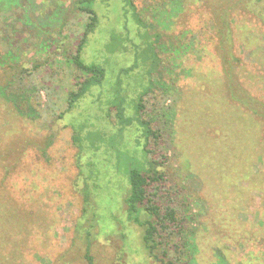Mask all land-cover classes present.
Masks as SVG:
<instances>
[{"label": "rangeland", "instance_id": "obj_1", "mask_svg": "<svg viewBox=\"0 0 264 264\" xmlns=\"http://www.w3.org/2000/svg\"><path fill=\"white\" fill-rule=\"evenodd\" d=\"M46 1L69 9L72 0ZM172 1L134 0L162 36L161 76L141 36L111 39L122 0H97L99 26L82 58L105 62L104 80L63 121L28 123L2 108L0 264H86L87 247L93 264H134L125 241L138 229L124 221L122 200L129 168L147 164L135 112L153 81L145 118L164 122L171 147L160 143L155 153L165 185L189 201L197 264H264V27L238 0ZM52 40L38 36L33 48L49 55ZM65 124L85 125L97 148L79 161Z\"/></svg>", "mask_w": 264, "mask_h": 264}, {"label": "trees", "instance_id": "obj_2", "mask_svg": "<svg viewBox=\"0 0 264 264\" xmlns=\"http://www.w3.org/2000/svg\"><path fill=\"white\" fill-rule=\"evenodd\" d=\"M96 1L72 0L69 9L61 7L60 11L58 1L0 0V114L3 108L9 111L8 115H16L14 118L20 117L28 123L35 119H38L35 123L42 121L48 124L55 122V119L63 121L65 114L80 107L90 90L104 80L107 72L105 62L103 64L95 60L85 63L82 58L88 38L96 31L100 22L94 8ZM238 3L256 20L262 22L260 24L264 27V0H238ZM118 21L119 30H113L111 39L115 41V36H141L148 45L153 65L151 73L161 76L162 59L159 47L162 36L154 30L156 25L142 17L134 0H122ZM41 35L54 36V40L43 49L48 51L52 45L54 48H51L53 50L49 55L46 51L33 48L36 37ZM24 57H29L30 60L25 62ZM155 88L153 81L151 88L142 94L135 112L144 130L147 164L143 169L128 170V188L122 200L123 217L124 221L136 224L138 234L128 236L125 248L131 250L134 264H197V232L192 229L195 218L193 214L185 211L189 201H184L182 197L176 199L177 193L165 185L167 175L160 169L163 157L155 153L160 143L171 147L167 142L164 122L161 119L152 121L145 118V109L149 103L146 98ZM160 98L162 99L157 105L163 109L167 98ZM252 112L258 114L256 110ZM4 122L8 123L6 119ZM69 127L73 131L72 140L78 149L77 157L80 161L86 156L90 146L97 148L98 145L90 143V133L85 125L78 130ZM96 130L92 132L96 133ZM149 145L153 149H147ZM84 167L85 165L80 169L82 180ZM85 203L88 207L87 195ZM87 207L82 210L81 219H87ZM21 225V217H14V229ZM80 226L82 220L78 228ZM4 228L2 226V232ZM93 228L94 225L89 223L83 229L87 243H90L88 237ZM84 258L86 264H93L89 247Z\"/></svg>", "mask_w": 264, "mask_h": 264}]
</instances>
